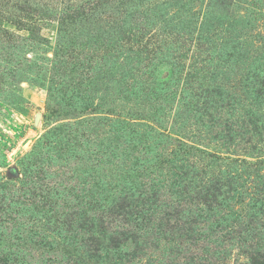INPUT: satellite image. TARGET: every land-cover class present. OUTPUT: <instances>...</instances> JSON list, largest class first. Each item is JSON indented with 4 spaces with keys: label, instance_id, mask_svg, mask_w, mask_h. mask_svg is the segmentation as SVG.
Returning <instances> with one entry per match:
<instances>
[{
    "label": "rangeland",
    "instance_id": "rangeland-1",
    "mask_svg": "<svg viewBox=\"0 0 264 264\" xmlns=\"http://www.w3.org/2000/svg\"><path fill=\"white\" fill-rule=\"evenodd\" d=\"M90 196L84 247L46 218ZM0 230L20 264H264V0H0Z\"/></svg>",
    "mask_w": 264,
    "mask_h": 264
},
{
    "label": "trees",
    "instance_id": "trees-1",
    "mask_svg": "<svg viewBox=\"0 0 264 264\" xmlns=\"http://www.w3.org/2000/svg\"><path fill=\"white\" fill-rule=\"evenodd\" d=\"M209 198H211V197H208L207 199H209ZM57 199H59V197H57ZM218 199H219L218 195H217L216 199H215V197H213L212 203L216 200L217 201L216 203L220 204V203H218ZM97 200H101V198H98L96 196H90L88 202L86 203L87 208L89 209V211H92V212L95 213V216H93V218H92L93 223H94V226H92V227H88L87 226V222H89V224L91 222V217H89L87 215L86 221L84 220V217H85V214H86V212L84 210H82V212L72 213L71 215L66 216V218L63 219V220H60V219H62V216H56V217L55 216H51V217H47L46 220L49 223H50V221L57 220L58 225H59V228L57 230H62L63 228H67L68 231L70 232V234L72 235L71 237H73V240H70L71 242L73 241V243H75V244L80 243L84 247L90 245L88 242H90L91 245H94V244H96L95 242L99 241V240H97L98 238H96V236H95V234L98 235V233H96L93 229H95V227L103 228L105 220L110 218L109 215H107L109 218H107V216L105 217V215H104V213H107V212H105L106 209L103 208L106 205H102ZM45 201H46L47 204H43V206L46 205L50 209H54L55 208L56 205H54L53 202H56V201L54 200V198L47 197ZM45 201L43 203H45ZM71 203L72 202H67L66 204L68 206V205H72ZM207 203L211 204V199L207 200ZM77 206H79V205L77 204ZM72 207H74V205ZM101 208H103V210H101ZM208 208L209 209H214L211 205ZM131 219L134 220V217L132 216ZM110 222H113V221H110ZM80 223L83 224V225L81 226ZM117 228H120V227H117ZM85 229H87V231ZM83 232H84L85 237H86V235H90L91 234L96 241L92 237V239L87 240L88 241L87 242L85 240V238H84ZM102 233H104V231L101 232V233L99 231V234H102ZM4 234L6 235V239L3 238ZM7 236H8L7 232L4 233L3 231L0 230V241L5 242L4 245H3L4 246V251H2V249H0V251H2V252H0V256L2 255V259H0V264H20L16 260V258H17L16 254L14 255V253H13V252H15L14 248L19 243H14L11 246L9 244V247H8L6 245V243L7 242L9 243L12 240L11 239H7ZM103 237H104V235H103ZM165 239H168V238H165ZM17 240H19V239H17ZM120 245L122 246L123 244H120ZM5 247L7 248V250H5ZM116 249H118V248H116ZM101 260L102 259H101L100 256H98V254H93L92 255L91 252L86 251L85 252V257H84L83 261L81 262V264H113L112 262H109V263H107L105 261L101 262ZM120 260L122 261L124 259H120ZM118 264H123V263H118Z\"/></svg>",
    "mask_w": 264,
    "mask_h": 264
}]
</instances>
